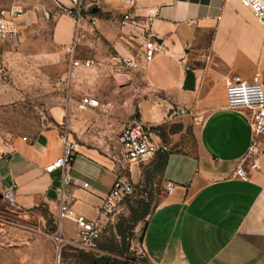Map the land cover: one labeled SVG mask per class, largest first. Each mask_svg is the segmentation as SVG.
<instances>
[{"label":"crops","instance_id":"1","mask_svg":"<svg viewBox=\"0 0 264 264\" xmlns=\"http://www.w3.org/2000/svg\"><path fill=\"white\" fill-rule=\"evenodd\" d=\"M86 3L85 19L75 26L65 13L68 0H0V9L19 13L17 39L0 45H48L55 54L67 51L71 62H89L72 65L69 82L101 106L83 109L79 101V108L88 115L109 112L119 125L134 114L161 130L156 142L167 149L161 177L172 187L148 214L138 240L147 264H264V157L248 181L234 177L251 144V114L227 108L225 97L232 82L256 79L264 90V25L238 0H138L136 12L156 11L149 32L161 45L146 61L142 37L119 24L128 10L123 0ZM133 56L136 69L115 65ZM79 112L71 103L57 104L49 112L53 127L0 144V192L15 185L19 208L43 206L57 221L62 171L46 166L62 154V128L69 140L79 136ZM186 131L193 152L181 146ZM103 149L102 143H77L66 171L67 201L75 215L90 220L121 167L119 150L109 157ZM141 163L126 167L131 178ZM60 230L68 237L76 232L70 220Z\"/></svg>","mask_w":264,"mask_h":264},{"label":"rangeland","instance_id":"2","mask_svg":"<svg viewBox=\"0 0 264 264\" xmlns=\"http://www.w3.org/2000/svg\"><path fill=\"white\" fill-rule=\"evenodd\" d=\"M54 52L48 45H0V144L17 137L32 138L44 128L53 127L50 109L57 104L65 107L71 103L81 115L77 119L80 133L79 136L75 134L73 142L102 143L105 149L100 150L101 153L116 156L120 129L137 118L132 114L123 118L119 125V122L109 121V112L88 115L79 108L80 98L85 93L70 85L72 57L67 51ZM78 78L83 79V75ZM62 131L67 135L70 132L67 127ZM184 138L186 143H181L182 148L193 152L188 132ZM156 167L155 155L139 164L133 178L125 170L133 184V192L121 201L118 211L108 220L99 241L102 254L86 252L68 243L61 244L58 251L54 237L63 234L58 221L47 209L43 206L21 209L5 201L0 192V264H88L86 253L96 258H115L118 264H147L139 251L138 240L148 214L166 191ZM133 220L137 222L123 240L117 227L126 229ZM65 237L78 240L76 232L73 237Z\"/></svg>","mask_w":264,"mask_h":264},{"label":"built area","instance_id":"3","mask_svg":"<svg viewBox=\"0 0 264 264\" xmlns=\"http://www.w3.org/2000/svg\"><path fill=\"white\" fill-rule=\"evenodd\" d=\"M71 7L66 10V15L72 23L77 26L85 19L86 0H68ZM138 0H123L128 10L121 14L119 24L121 28L127 29L134 37L140 36L143 39L141 45L142 57L149 61L156 54L161 52V45L152 39L150 34V23L156 15V11L149 10L147 14H140L135 10V3ZM243 6L249 8L255 18L264 25V0H238ZM19 13L11 9H0V41L12 42L17 39V30L14 20ZM90 24L95 25V19H90ZM88 66L89 62L79 63L72 60L73 66ZM115 65L123 69L134 70L139 65L138 56L120 57ZM226 106L229 109H241L251 114V144L246 153L241 157L238 166L234 170V177L241 181H248L250 173L260 169L259 159L264 157V90L258 80L252 82H232L225 87ZM83 109L100 108L99 100L90 95H83L80 100ZM160 130L157 127H146L139 121H133L124 126L117 135L119 147L120 169L109 189L97 206V217L86 219L83 216L75 215L65 196L64 185L66 183V171L71 166L75 156L77 144L68 139L66 131H62L59 137L62 140V154L46 166V171L51 172L57 169L62 171L61 186L57 192V221L58 227L63 220L73 222L78 240L66 238L56 234L54 239L59 251L61 244L68 243L81 250L94 254H102L99 248V241L107 228L108 220L118 211L121 201L132 194L133 184L125 175L128 165L147 161L153 158L157 152H166L163 145H159L156 139ZM171 184L165 186L166 191H171ZM15 185L1 192L2 198L15 204Z\"/></svg>","mask_w":264,"mask_h":264},{"label":"trees","instance_id":"4","mask_svg":"<svg viewBox=\"0 0 264 264\" xmlns=\"http://www.w3.org/2000/svg\"><path fill=\"white\" fill-rule=\"evenodd\" d=\"M157 158V167L156 169L161 173L167 160V152H157L156 153ZM137 222V220H133L132 224L128 226L126 229H122L121 227H117V233L118 235L124 240L125 237L132 232L134 224ZM123 251V250H122ZM85 261L88 264H109L111 260L115 261V264H118V261L115 258H110L107 256H101V257H94L93 255H89V253H86ZM131 263V262H130ZM129 264V263H127ZM134 264V263H132Z\"/></svg>","mask_w":264,"mask_h":264},{"label":"water","instance_id":"5","mask_svg":"<svg viewBox=\"0 0 264 264\" xmlns=\"http://www.w3.org/2000/svg\"><path fill=\"white\" fill-rule=\"evenodd\" d=\"M109 264H115V261H114V260H111V261L109 262ZM129 264H132V263H129Z\"/></svg>","mask_w":264,"mask_h":264}]
</instances>
